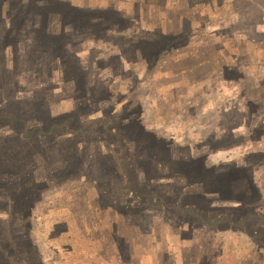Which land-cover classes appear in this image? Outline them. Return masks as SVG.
<instances>
[{
  "label": "rangeland",
  "instance_id": "1",
  "mask_svg": "<svg viewBox=\"0 0 264 264\" xmlns=\"http://www.w3.org/2000/svg\"><path fill=\"white\" fill-rule=\"evenodd\" d=\"M0 264H264V0H0Z\"/></svg>",
  "mask_w": 264,
  "mask_h": 264
}]
</instances>
